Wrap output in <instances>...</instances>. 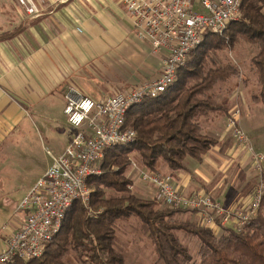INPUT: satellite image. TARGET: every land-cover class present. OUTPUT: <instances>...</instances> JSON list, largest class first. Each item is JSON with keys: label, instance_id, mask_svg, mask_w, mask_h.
Returning <instances> with one entry per match:
<instances>
[{"label": "crops", "instance_id": "obj_1", "mask_svg": "<svg viewBox=\"0 0 264 264\" xmlns=\"http://www.w3.org/2000/svg\"><path fill=\"white\" fill-rule=\"evenodd\" d=\"M21 27L23 30L11 38L0 39V150H12L18 144L17 135L32 149L28 133L38 134L29 120L33 115L44 129H39L44 135L40 137L43 147L35 144L36 148H43L48 158L20 200L50 166L48 150L61 154L78 132L64 112L65 92L70 86L94 100H105L155 79L162 66V52L154 53L149 41L137 37L121 0H46L42 15L37 17L25 14L16 0H0V36ZM238 97L239 90L236 102L230 100L232 107L238 106ZM206 131L217 143L203 159L192 165L186 158V168L178 171L160 160L158 172L171 174L185 194L205 191L231 208L247 204L257 181L251 155L242 150L244 156L237 157L232 145L236 142L225 125L221 134H211L209 128ZM254 131L258 133V127L253 126ZM252 135L249 137L259 147L264 137ZM144 168L140 160V171ZM230 168L238 170L237 177L242 175L239 186L233 183L236 171L231 174ZM20 200L0 223V247L21 225L23 216L16 214Z\"/></svg>", "mask_w": 264, "mask_h": 264}, {"label": "trees", "instance_id": "obj_2", "mask_svg": "<svg viewBox=\"0 0 264 264\" xmlns=\"http://www.w3.org/2000/svg\"><path fill=\"white\" fill-rule=\"evenodd\" d=\"M240 16L228 26L226 35L205 34L166 91L128 111L125 127L135 129L137 137L131 144L107 148L101 161V175L88 177V185L93 189L90 200L93 212L82 206L81 201H74L60 231L40 257L28 261L16 259L9 264H66L71 249L84 264H128L124 253L119 251L118 223L133 217L139 219L140 231L148 234L157 260L163 264H264V194L257 216L242 230L224 227L217 236L212 229L198 227L195 222L174 219L185 209L168 206L156 210L153 199L144 201L126 194L131 180L124 175L131 164L128 155L134 151L139 153L142 165L151 171H158L160 160L178 171L186 168L184 161L188 156L201 160L217 143L203 131L201 119L216 112L228 114L231 101L215 98L214 89L219 83L239 77L240 71L232 63L207 67L213 51L234 49L240 41L257 46L251 63L261 87L252 97L255 102H264V0H243ZM23 28L5 33L0 39L11 38ZM111 188L120 194L106 196ZM181 232L199 240V260H195L190 247L182 241Z\"/></svg>", "mask_w": 264, "mask_h": 264}, {"label": "built area", "instance_id": "obj_3", "mask_svg": "<svg viewBox=\"0 0 264 264\" xmlns=\"http://www.w3.org/2000/svg\"><path fill=\"white\" fill-rule=\"evenodd\" d=\"M25 14L42 15L46 0H16ZM66 0H61L65 2ZM130 16L135 34L151 43L154 53L162 52L161 74L132 89L118 92L105 100H94L70 86L65 92L67 121L78 128L77 134L61 154L51 150V164L17 205L21 225L6 236L0 247V264L16 259L40 257L47 244L60 231L67 211L76 200L88 203L93 192L87 179L101 174L105 150L133 142L137 133L125 127L128 111L147 98L167 90L177 78L190 53L206 33L222 34L242 15L243 0H121ZM76 29L82 32V28ZM241 109L235 105L226 117L225 129L238 146L251 155L257 175L252 199L231 208L210 193H183L171 174L141 170V178L156 189L159 200L172 208L197 215L199 222L214 232L228 227L242 230L257 216L264 194V153L256 151L241 126Z\"/></svg>", "mask_w": 264, "mask_h": 264}, {"label": "rangeland", "instance_id": "obj_4", "mask_svg": "<svg viewBox=\"0 0 264 264\" xmlns=\"http://www.w3.org/2000/svg\"><path fill=\"white\" fill-rule=\"evenodd\" d=\"M217 35L224 36L226 35V31ZM257 51V46L240 41V43H238L234 49L226 48L222 51H213L210 54L211 57H209L206 66L210 67L232 63L239 68V77L234 76L226 82L219 83L215 87V98L218 100H231L232 103H234V101L236 102L237 100L236 95L237 91L239 90L238 106L242 110V116L240 119L242 124L241 126L244 127L243 129L248 134V136L252 134H259V136L264 137V102H255L251 97L253 94L258 93L261 87L260 84L257 83L258 75L256 68L251 63V58L257 53ZM234 96L235 100L233 99ZM29 120L33 121V125L37 127L36 130L40 135L28 133L29 138H31V143H33V146L31 147L32 149H30L26 143H21L24 140L21 138V136L17 135L16 138L18 144H16L15 147H11L12 150L3 151L4 148H1L0 150V223L10 216L9 214L13 211L16 203L19 202L26 192L30 181L39 171L40 166L46 163L48 158L46 151H44L43 148L42 151H40V149H38V147L36 148L35 145L37 144L43 147L41 138H43L44 135H42L43 133L41 132L44 131V129L42 128L40 120L33 115L32 117H29ZM224 122V116L219 113L217 114V112L216 114H212L208 120L203 118L201 119V124L204 126L205 132H207L206 130L209 128V132L211 134H217L215 132H219L218 134H221V132L224 131ZM253 126L258 127V133L256 131L253 132ZM39 129H41V132H39ZM261 140L262 142L260 141L259 147L256 146V140H252V144L256 151L259 150V152L264 153V140ZM232 145H234V148L237 149L239 153L237 157L244 156L242 151L244 150L243 147H239L234 142ZM31 155L33 160H31ZM128 156L131 164L125 171L124 175L126 178L131 180V184L128 186V191L126 194L134 195L137 197V199L144 201H150L153 199L156 202V210L167 208L168 205H166L164 202L159 200L156 195H154L153 184L141 178V171L139 169L141 159L139 153L134 151ZM187 160L190 164L192 163V165L198 163L197 159L193 157H187ZM236 168H234L236 171L235 178L232 181L236 186H239L242 184L243 178L241 174L239 177H237L238 170ZM234 169L230 168V172L231 170L233 172ZM143 170L146 171L149 169L144 168ZM226 172L224 171V174H226ZM254 174L256 175V173ZM262 174L264 177V173ZM256 177L257 176H255V178ZM229 179L232 178H227V180ZM257 182L258 180L256 181V184ZM256 184L254 187H256ZM119 194L120 193L114 191L112 188L107 189L106 192V196L111 197ZM80 203L82 206L88 209L90 213L93 212V208L90 207V201L88 203L81 201ZM169 209L171 208L169 207ZM174 219L181 222H195L198 227L200 226L205 228V226L199 222L197 215L194 212L179 211L174 216ZM118 224V234L120 236L119 251L124 253L128 264H163L157 260L153 243L148 237V234H144L142 231H140L138 218L133 217L129 221L120 222ZM215 233L218 236L220 235L221 230L219 229ZM179 236L181 237L182 241L190 247L195 260H199V256L197 254L199 240L195 238V236H188L183 232L179 233ZM66 262V264H84V262L77 257L75 251L72 249L66 257Z\"/></svg>", "mask_w": 264, "mask_h": 264}]
</instances>
